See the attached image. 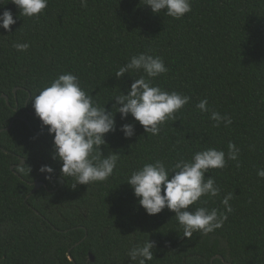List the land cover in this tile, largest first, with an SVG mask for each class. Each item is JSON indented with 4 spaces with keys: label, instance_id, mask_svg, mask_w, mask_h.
<instances>
[{
    "label": "trees",
    "instance_id": "trees-1",
    "mask_svg": "<svg viewBox=\"0 0 264 264\" xmlns=\"http://www.w3.org/2000/svg\"><path fill=\"white\" fill-rule=\"evenodd\" d=\"M86 2L49 0L29 18L12 0H0V15L11 11L16 20L10 31L0 28V96L9 97L8 104L0 98V264H134L128 249L146 240L156 245L149 264H264V179L257 176L264 168V0H191L192 11L180 20L154 14L146 0ZM13 43L30 47L18 52ZM140 53L168 68L153 86L189 96V104L158 136L116 113V131L101 146L104 156L119 155L116 170L107 181L72 188L32 99L70 72L99 106L115 112L113 99L143 75L117 79L115 72ZM201 99L210 112L230 116L231 125L215 127L210 113L195 107ZM123 124L134 125L131 138L119 130ZM229 142L240 149L239 160L205 174L220 196L192 206L223 211L222 198L233 194L234 211L208 235L184 237L167 208L147 215L126 183L145 163L168 166L206 148L227 153ZM43 165L54 169L51 179ZM36 181L44 186L33 193Z\"/></svg>",
    "mask_w": 264,
    "mask_h": 264
},
{
    "label": "clouds",
    "instance_id": "clouds-1",
    "mask_svg": "<svg viewBox=\"0 0 264 264\" xmlns=\"http://www.w3.org/2000/svg\"><path fill=\"white\" fill-rule=\"evenodd\" d=\"M49 0H12L20 10V15L37 17L47 8ZM86 7V0H80ZM154 14L164 12L165 15L180 20L192 11L191 0H146ZM16 23L11 11H3L0 15V28L10 31ZM18 52L27 51L28 43H13ZM168 68L162 58L140 53L131 56L129 61L115 72L117 79L125 74L143 73L134 79L128 93L117 95L113 100L115 112H109L99 106L81 87L77 75L70 72L59 74L49 86L44 87L32 99V107L36 117L46 126L49 135L53 136V159L61 163L60 173L74 181L77 185H89L94 182L107 181L117 168L119 155L111 152L104 156L101 146L106 145V134L116 131L115 114L121 119L130 115L144 129V132L158 136L167 120H174L175 113L190 102V97L175 91L169 93L153 80L167 73ZM118 106V107H117ZM195 107L204 113H210L215 127L221 123L228 127L232 123L230 116L221 115L208 108V100L201 99ZM124 137L131 138L135 134L133 124H123L119 129ZM228 151L206 148L192 154L191 159H179L166 166L163 160L145 163L133 171L127 178L138 204L149 216L161 213L165 208L175 213V220L183 229V236L191 238L193 233L202 235L221 229L228 220V214L234 209L230 201L232 193H227L221 200L223 211L217 208L192 206L206 204L204 198L220 196L221 189L211 176L205 177L210 169H223L228 161H238L240 149L232 142ZM22 169V166H21ZM46 179H51L54 169L49 165L40 168ZM257 176L264 179V168L257 171ZM155 243L146 240L142 245H134L128 249L127 255L134 264H149L154 259Z\"/></svg>",
    "mask_w": 264,
    "mask_h": 264
},
{
    "label": "water",
    "instance_id": "water-1",
    "mask_svg": "<svg viewBox=\"0 0 264 264\" xmlns=\"http://www.w3.org/2000/svg\"><path fill=\"white\" fill-rule=\"evenodd\" d=\"M14 92L16 93V89H15ZM0 98L5 99L6 102H7V104L9 103V97H8V96H6V95H2V96H0ZM11 127H12V124H11L10 127H9L8 129H6V130L11 129ZM1 132H2V130L0 131V134H1ZM24 163H25V160L22 159V164H21V165H23ZM12 169L14 170V167H12ZM59 182H60L61 186L64 185V181H63L62 179H59ZM34 186H35V188H34V190H33V193H35V192L38 191L42 186H44V183L39 182V181H36V182L34 183ZM217 258L223 260V258H222L221 256H219V257H217ZM223 261H224V260H223ZM224 262H225V261H224ZM212 263H213V260H212ZM225 263H226V262H225Z\"/></svg>",
    "mask_w": 264,
    "mask_h": 264
}]
</instances>
